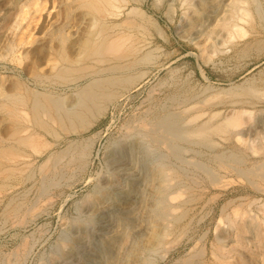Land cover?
<instances>
[{"label": "rangeland", "instance_id": "rangeland-1", "mask_svg": "<svg viewBox=\"0 0 264 264\" xmlns=\"http://www.w3.org/2000/svg\"><path fill=\"white\" fill-rule=\"evenodd\" d=\"M80 1L0 0V264H117L119 255L137 264H264L256 235L264 180L252 175L264 171V0H231L213 23L221 0H124L105 15ZM81 20L90 27L76 31ZM98 31L123 42L115 54L126 60L92 53ZM96 59L101 69L121 67L100 77L116 78L115 96L70 121ZM52 60L67 71L52 72ZM241 111L242 128L212 135L210 145L176 140L160 123L188 135ZM29 135L38 150L20 142ZM17 156L29 170L8 171ZM163 204L177 209L160 219ZM237 219L250 222L245 247L233 244ZM164 231L151 247V233Z\"/></svg>", "mask_w": 264, "mask_h": 264}, {"label": "bare ground", "instance_id": "bare-ground-1", "mask_svg": "<svg viewBox=\"0 0 264 264\" xmlns=\"http://www.w3.org/2000/svg\"><path fill=\"white\" fill-rule=\"evenodd\" d=\"M80 1V0H79ZM86 1H88V0H86ZM90 1H92V0H90ZM90 1H88V2H90ZM123 1L124 0H94V2H96V4L93 2L92 4H95V6H96V8L98 7V11H99V13L96 11L97 9H95L94 8V6H93V8H94V10H95V12L96 13H98V14H101V15H105V14H107V13H113V12H115V11H117V10H119L120 9V6H121V4L123 3ZM134 1V0H133ZM233 1V0H232ZM235 1H241V0H235ZM81 2V1H80ZM84 2V1H83ZM229 2H231V0H221V11L220 12H218V13H216V14H214L215 16H212V19H213V21H212V23L219 17V16H221V15H223L222 13L224 12V11H226L225 10V8L226 7H228L229 5H228V3ZM85 3V2H84ZM83 3V4H84ZM243 3V2H242ZM35 5V4H34ZM88 5V3H86V6ZM218 5V4H217ZM231 5V4H230ZM237 5V4H236ZM244 5V4H243ZM84 6V5H83ZM91 6V5H90ZM232 6V5H231ZM230 6V7H231ZM237 6H239V5H237ZM245 6V5H244ZM218 8V7H217ZM234 8H236L235 6H234ZM35 9H37L36 8V6H35ZM86 9V8H85ZM92 9V8H91ZM237 9H241V8H237ZM236 9V10H237ZM232 10V9H231ZM26 11V10H25ZM238 11V10H237ZM247 10H245V12H246ZM91 12V11H90ZM190 12V11H189ZM231 12V11H230ZM241 12V11H240ZM29 13V12H28ZM211 13V12H210ZM236 12L234 11V14H235ZM238 13V12H237ZM242 13V12H241ZM248 13V12H247ZM109 14V15H110ZM227 14V13H226ZM229 14V13H228ZM232 14V13H231ZM27 15V14H26ZM113 15V14H112ZM228 17V16H227ZM105 18V17H104ZM233 18H235V16L233 17ZM96 19V18H95ZM239 19H240V17H239ZM242 19V18H241ZM57 20V19H56ZM89 20V19H88ZM228 20V19H227ZM82 21V20H81ZM244 21V20H243ZM78 23V22H77ZM76 23V24H77ZM90 23H91V21H90ZM210 23V22H209ZM51 25H54V26H56L57 25V23H56V21L55 20H53L52 22H51ZM88 25V27H90L89 25V23L87 22L86 24H85V22H80V24H78L77 26H76V31H80L84 26H87ZM95 25H97L96 24V22L94 21L93 22V20H92V23H91V26H92V28L93 27H95ZM59 26V25H58ZM60 26H61V24H60ZM50 27V26H49ZM88 27H86V28H88ZM229 27V26H228ZM63 28V27H62ZM62 28H60V27H58L57 28V30H59V29H62ZM91 28V29H92ZM94 29V28H93ZM231 29H235V28H231ZM192 30V29H191ZM51 31V30H50ZM49 31V32H50ZM235 31V30H234ZM76 33V32H75ZM91 33H92V31H91ZM80 34V33H79ZM78 34V35H79ZM229 34V33H228ZM88 35V34H87ZM240 36H241V34H240ZM92 37H95V40H97V41H95L94 39L90 42V44L92 45V49L91 50H93V52L92 53H95V54H97V55H102V54H107V53H112V54H114L111 58L112 59H114V60H121V59H123L124 60V57L125 56H117L115 53H117L118 52V50L121 48V43H123V42H120L119 41V38L118 39H114V40H108V38H109V36L107 35V37L108 38H106L104 35H103V31L102 32H100V31H98L97 33H95ZM199 37V36H198ZM91 38V37H90ZM89 38V39H90ZM85 39V38H84ZM92 39V38H91ZM110 39V38H109ZM112 39V38H111ZM129 39V38H128ZM131 39V38H130ZM120 40H122V38L120 39ZM125 41V40H124ZM229 42H231V41H229ZM89 43V42H88ZM88 43H86V45L88 44ZM89 46V45H88ZM82 47V48H81ZM122 47H123V45H122ZM83 45H80V46H75V49H76V51H77V54H78V57H81V55H82V53H83ZM89 48V47H88ZM91 48V47H90ZM126 50V49H125ZM86 52V51H85ZM133 52V51H132ZM88 53V52H87ZM91 53V52H90ZM91 53V54H92ZM91 54L89 55V57L91 56ZM119 54V53H118ZM85 55V54H84ZM130 55V54H129ZM86 56V55H85ZM93 56V55H92ZM83 57V56H82ZM87 57H88V55H87ZM88 57V58H89ZM101 57V56H100ZM128 56H126L125 57V60H126V58H127ZM79 59V58H78ZM77 59V60H78ZM90 59H91V57H90ZM93 59V58H92ZM111 59V60H112ZM129 59V58H128ZM88 60V59H87ZM111 60H109L110 62H111ZM76 62V61H75ZM120 62V61H119ZM101 63L103 64L104 63V61H102V60H99V59H96V62H95V64H98L99 65V69H94L93 70V77H94V81L91 83V85L90 86H92V88L90 87V89H91V91L88 93V95L84 98V99H82V100H80V102L78 103V106L80 105V109H79V111H75V112H72V113H68L69 115H68V119L70 120V121H77V120H81L82 118H83V116H85V114L87 113V112H90L94 107H99V105H98V103H99V101H100V99L101 98H105V101H104V105H102V107L98 110V112L99 111H102L103 110V108H106L107 107V105L110 103V102H112V100H113V98H114V94H112L111 93V86L113 85V83L115 82V80H116V78H111V77H109V78H106V79H104V78H100V77H102L103 75V73L104 72H106V71H109L110 72V70H116V71H118L119 69H121V67H112V68H108V69H101V67H100V65H101ZM107 63V62H106ZM70 64V63H69ZM77 64H79L78 62H77ZM49 66V68H50V70L52 71V72H54V71H59V70H64L65 72L67 71L66 69L67 68H59V64L56 62V61H54V60H52L49 64H48ZM122 66V65H121ZM82 70H84V69H82ZM68 71H69V69H68ZM113 71V72H114ZM115 71V72H116ZM71 72V71H70ZM112 72V71H111ZM114 72V73H115ZM69 74V73H68ZM107 74V73H106ZM90 75V74H89ZM108 76V75H107ZM106 76V77H107ZM97 77V79H95ZM130 85V84H129ZM112 87H114V86H112ZM86 89V88H85ZM89 89V88H88ZM255 92H257V91H255ZM250 93V92H249ZM81 95V94H80ZM218 96V95H217ZM219 96H221V95H219ZM241 96V95H240ZM242 96H245V95H242ZM256 98V97H255ZM77 100V99H76ZM75 100V101H76ZM51 101H53V100H51ZM56 102V101H55ZM83 103V104H82ZM239 103V102H238ZM245 103V102H244ZM42 105V104H41ZM76 105H77V102H76ZM42 108V107H41ZM44 109V108H43ZM75 109V108H74ZM104 111V110H103ZM249 112V114L251 113L250 111H248ZM243 114H246L245 112H235V113H233L231 116H229V117H227L223 122H221L220 124H217V125H212L211 124V122H208V123H205V124H201L200 126H197V127H195L194 129H192L191 131H192V133L191 134H188V135H186V134H184V133H186V132H181L180 131V129H179V126L178 125H175L174 124V122H172V121H170V120H164V121H162V122H160L161 123V127L162 128H164V130H165V132H166V134L168 135V133H170L171 135H173V138L174 139H179V138H184L185 136H187V138H194V139H197V140H199V141H201L203 144L204 143H208L209 145H210V137L212 136V135H216V134H220L221 135V133L223 134V133H225L226 134V132H228L229 133V131H234V130H236V129H238V130H240L242 127V125L244 124V122L243 123H241L240 121H241V117H242V115ZM170 115V114H169ZM175 115V114H174ZM18 116H20L19 114H18ZM214 116V115H213ZM165 117H167V116H165ZM176 117V116H175ZM172 118V117H171ZM34 121V120H33ZM177 123H179V122H176V124ZM264 126V125H263ZM144 127V126H143ZM160 127V126H159ZM158 127V128H159ZM241 127V128H240ZM154 128H155V126H154ZM157 128V129H158ZM161 128V129H162ZM264 128V127H263ZM163 130V129H162ZM161 130V131H162ZM238 130H237V132L236 133H234L235 135H236V137L237 136H243V135H245V133L244 132H238ZM20 131V130H19ZM183 131V130H182ZM25 132H27V130L25 129V130H23L22 129V131L20 132V134L21 133H24L25 135H26V133ZM164 132V133H165ZM168 132V133H167ZM17 133V132H16ZM35 133V132H34ZM154 133V132H153ZM189 133V132H188ZM249 133V132H248ZM37 134V133H36ZM233 134V133H232ZM250 134V133H249ZM254 134V133H253ZM13 136H15V135H13ZM13 136H11V137H13ZM17 136V137H16ZM16 139L18 138V135L16 134ZM29 136H31V137H26L25 139H20V140H16L17 142L18 141H20L21 143H23V142H25V143H27V144H31L32 142L34 143V139L36 138L35 136H33V135H29ZM246 136V135H245ZM20 137V136H19ZM170 138H171V136H170ZM169 138V139H170ZM172 138V139H173ZM186 138V137H185ZM263 138V137H262ZM19 139V138H18ZM38 139V138H37ZM240 139V138H239ZM14 140V139H13ZM157 140H158V138H157ZM181 140V139H180ZM185 140V139H184ZM15 141V140H14ZM15 141V142H16ZM36 142V141H35ZM33 143L31 144V146H33ZM195 143H198V142H195ZM24 144V143H23ZM35 144V143H34ZM201 144V143H200ZM207 144V145H208ZM49 146V145H48ZM212 146V145H211ZM255 146V145H254ZM25 147V146H24ZM31 148V147H30ZM33 148H36V146L34 147L33 146ZM207 148V147H206ZM37 149V148H36ZM38 150V149H37ZM68 152V151H67ZM177 152V151H176ZM186 152V151H185ZM24 155V154H23ZM20 157V156H19ZM22 158V159H21ZM21 158H18V156L16 157V159L14 158L13 160H9L8 161V165H10L9 166V172H15V171H17V170H20V171H22V172H24V171H26V170H29L30 168H29V166H24L23 168H25V169H23L21 166L22 165H24L23 164V162H26V160H23L24 158L23 157H21ZM23 161V162H22ZM79 161V160H78ZM233 162V161H232ZM71 163V162H70ZM200 163V162H199ZM26 164H28V163H26ZM46 165V164H45ZM45 165H43L41 168H44V167H46L47 165H48V162H47V165L45 166ZM258 165V164H257ZM53 167V166H52ZM47 168V167H46ZM157 168V167H156ZM45 169V168H44ZM7 170V169H6ZM43 170V169H42ZM252 170V169H251ZM250 170V171H251ZM257 169L255 168L254 170H253V176H256V178H261V181H262V178H263V180H264V171H256ZM41 171V170H40ZM161 171V170H160ZM159 171V173H162V172H160ZM156 172H158V171H156ZM4 173V172H3ZM168 174H169V172H167ZM13 174V173H12ZM41 174V173H40ZM154 174V173H153ZM156 174V173H155ZM154 174V175H155ZM164 174V173H163ZM157 175H159V174H157ZM156 175V176H157ZM9 176V175H8ZM165 176H166V174H165ZM250 176V175H249ZM152 177V176H151ZM154 177V176H153ZM152 177V178H153ZM162 177V176H161ZM168 177H170V176H168ZM155 178V177H154ZM153 178V179H154ZM157 178V177H156ZM214 178V177H213ZM254 178V177H253ZM161 179V178H160ZM152 180V179H151ZM150 180V181H151ZM157 180V179H156ZM144 182H146V179H144L143 180ZM148 181H149V179H148ZM147 181V182H148ZM149 181V182H150ZM163 181H164V179H163ZM163 181H161V182H163ZM154 184V183H153ZM172 184V183H171ZM147 185V184H146ZM145 185V186H146ZM168 185V184H167ZM156 186V185H155ZM172 186V185H171ZM4 189V188H3ZM43 189V188H42ZM157 190V189H156ZM147 190L145 189V192H146ZM157 192V191H156ZM140 193V192H139ZM144 194V193H143ZM160 194H161V192H160ZM164 194V193H163ZM173 194H175V193H173ZM147 195V194H146ZM145 195V196H146ZM142 196V195H141ZM144 196V195H143ZM157 196V195H156ZM159 196V195H158ZM162 196V195H161ZM171 196V195H170ZM174 196V195H173ZM181 196V195H180ZM180 196H178V197H180ZM155 197V196H154ZM90 198V197H89ZM146 198H147V196H146ZM145 198V199H146ZM158 198H160V197H158ZM175 198V197H174ZM173 198V199H174ZM148 199V198H147ZM162 199V198H161ZM166 199V198H165ZM15 201V200H14ZM142 201H144V200H142ZM147 201V200H146ZM175 201V200H174ZM139 202V201H138ZM151 202V201H150ZM163 202V201H162ZM164 202H166V201H164ZM173 202V201H172ZM140 203V202H139ZM144 204V203H143ZM148 204V203H147ZM150 204V203H149ZM140 205V204H139ZM160 205V204H159ZM166 204H163V206L161 207V210L159 211V216L158 217H160V219L161 218H163V217H165V214H167V212H170V209L168 208V207H172L171 209H172V211L174 210V209H177V208H175V207H173V205H170V206H168L167 207V205L165 206ZM9 206V205H8ZM142 206V205H141ZM144 206V205H143ZM146 207H148V206H146ZM178 207V206H177ZM141 208V207H140ZM110 209V208H109ZM169 209V210H168ZM11 210H13V209H11ZM122 210V209H121ZM130 210V209H129ZM141 210V209H140ZM176 211V210H175ZM175 211H173V212H175ZM132 212V211H131ZM126 213H127V211H126ZM235 213V212H234ZM129 214V213H128ZM7 215V214H6ZM129 217V216H128ZM234 217H236V216H234ZM237 218H238V216H237ZM223 219L224 218H222V220H221V222H220V224L219 225H221V223L223 224ZM225 220V219H224ZM228 220H230L231 221V219L229 218ZM246 220V219H245ZM248 220V219H247ZM234 221V220H233ZM236 221V220H235ZM240 221H241V219H240ZM163 222V221H162ZM238 222V219H237V221L236 222H234L233 223V225L236 227V232H237V237H235L237 240H234V242L235 241H237V242H235V243H233V244H235V246H236V243H237V248L238 247H245L244 246V242H243V239H245L244 238V234L245 233H247V226L248 225H246V223H250L249 222V220H248V222H246V221H244V222H246V223H237ZM228 223V222H227ZM224 225V224H223ZM254 226V227H256L257 229H258V231L259 230H262V225L263 224H260V223H254L253 221L251 222V224H250V226ZM253 227V228H254ZM263 228H264V226H263ZM169 229V228H168ZM172 229V228H171ZM232 229V228H231ZM251 229V228H250ZM249 229V230H250ZM165 230V229H164ZM256 230V229H255ZM221 231V230H220ZM262 232H264V231H262ZM153 233V232H152ZM151 233V236H150V238H149V242H150V246L151 247H158L160 244H161V242H162V240H163V238H165L166 236V232L164 231V232H161L160 234H156V232H155V234H152ZM224 234V233H223ZM246 235V234H245ZM256 235H258V238H259V241L260 242H263L264 241V233H261V232H258V234H256ZM224 236V235H223ZM168 237V236H167ZM221 237V236H220ZM234 237V236H233ZM223 239V238H222ZM166 240V239H165ZM168 240V239H167ZM257 240V239H256ZM222 241V240H221ZM148 242V243H149ZM220 242V241H219ZM223 242V244H224V241H222ZM233 242V241H232ZM255 242V241H254ZM226 243V242H225ZM220 244H221V242H220ZM220 244H218V246L219 247H217V248H219V249H217V252H220L221 253V255H223V258H224V256L227 254L226 252H228V251H226V250H223L222 248H224L223 247V244H222V247H220ZM246 245V244H245ZM233 246V245H232ZM235 246H234V248H233V250L235 249ZM232 248V247H231ZM236 248V249H237ZM251 248V247H250ZM242 249V248H241ZM247 249V248H246ZM219 250V251H218ZM226 251V252H225ZM230 251H232L231 249H230ZM234 252V251H233ZM232 252V253H233ZM242 252V251H241ZM118 253V252H117ZM122 255V254H121ZM197 255H198V253H197ZM205 255V254H204ZM213 255V254H212ZM215 255V254H214ZM220 255V256H221ZM228 255V254H227ZM116 256V255H115ZM120 256V255H119ZM117 257L116 256V258H118L119 260H118V263L117 264H132L133 262H136V264H137V261L135 260V259H131V260H126V259H123V258H121L122 256H120V257ZM137 255H135L134 257H136ZM200 256H202V254H200ZM244 256V255H243ZM199 257V256H198ZM214 257V256H213ZM222 257V256H221ZM228 257V256H227ZM114 259V261L115 260H117V259ZM125 258V257H124ZM241 258V257H240ZM244 258V257H243ZM219 261V260H218ZM184 262H185V260H184ZM189 262V261H188ZM219 262H221V261H219ZM224 262H226V261H224ZM187 263V262H186ZM222 263V262H221ZM139 264V263H138ZM188 264V263H187ZM224 264V263H223ZM225 264H227V263H225ZM241 264H252L251 262H248V260L246 261V260H243V259H241Z\"/></svg>", "mask_w": 264, "mask_h": 264}]
</instances>
